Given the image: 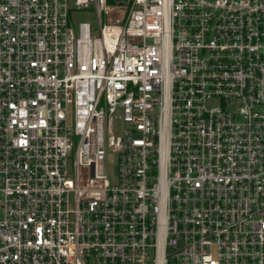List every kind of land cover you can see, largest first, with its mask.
Returning a JSON list of instances; mask_svg holds the SVG:
<instances>
[{"label":"built area","instance_id":"obj_1","mask_svg":"<svg viewBox=\"0 0 264 264\" xmlns=\"http://www.w3.org/2000/svg\"><path fill=\"white\" fill-rule=\"evenodd\" d=\"M0 264H264V0H0Z\"/></svg>","mask_w":264,"mask_h":264},{"label":"rangeland","instance_id":"obj_2","mask_svg":"<svg viewBox=\"0 0 264 264\" xmlns=\"http://www.w3.org/2000/svg\"><path fill=\"white\" fill-rule=\"evenodd\" d=\"M73 15H74V17H76L74 19L91 21L96 26H98V22H96V15H95L94 9L92 7L86 8V9H81L79 11H74Z\"/></svg>","mask_w":264,"mask_h":264}]
</instances>
